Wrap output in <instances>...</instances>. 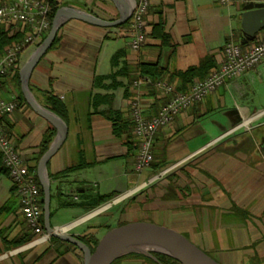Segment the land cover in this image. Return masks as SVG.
Instances as JSON below:
<instances>
[{
  "label": "crops",
  "instance_id": "1",
  "mask_svg": "<svg viewBox=\"0 0 264 264\" xmlns=\"http://www.w3.org/2000/svg\"><path fill=\"white\" fill-rule=\"evenodd\" d=\"M58 2L108 21L120 16L110 0ZM145 21L146 41L134 51L130 26L68 20L57 46L33 70L34 99L68 126L66 141L46 167L50 224L58 234L100 240L128 221L150 222L178 231L221 264H264V61L160 128L153 165L141 173L135 170L140 140L132 114L135 100L150 119L174 96L155 82L136 87L144 77L140 64L165 70L155 81L190 90L221 67L227 42L248 50L264 39V0L229 6L220 0H151ZM0 27L24 32L21 23ZM31 45L20 54L19 72L35 51L23 61ZM195 67L199 71L185 83L180 73ZM16 70L0 79V99L17 102L1 124L42 188L39 161L57 131L28 104ZM41 202L45 230L44 193ZM45 233L46 240L35 242L20 194L1 173L0 264H84L77 246ZM114 264L158 263L125 256Z\"/></svg>",
  "mask_w": 264,
  "mask_h": 264
},
{
  "label": "built area",
  "instance_id": "2",
  "mask_svg": "<svg viewBox=\"0 0 264 264\" xmlns=\"http://www.w3.org/2000/svg\"><path fill=\"white\" fill-rule=\"evenodd\" d=\"M238 1L247 3L250 0H220V3L229 6ZM150 3L151 0H135L130 26L133 32L131 48L134 51H139L146 41L145 18ZM52 12L53 8L49 0H12L0 4V25L21 23L24 27L23 31L28 30L21 43L14 44L3 55H0V77L8 76L14 69L16 70L21 52L28 45L41 39L51 29ZM224 53L225 60L221 67L212 71L206 78L196 81L188 91L177 92L168 82L156 81L155 85L158 88L166 93H174V96L161 107L154 117L147 119L139 100L133 101L134 131L140 140V150L135 165L137 173L152 167L153 143L160 128L170 125L179 113L202 102L210 93L249 72L264 61V39L248 50H243L236 42L229 41L225 45ZM148 82L153 81L148 77H142L136 80L134 85L140 87ZM16 108L15 99H0V158L20 194L21 209L26 222L37 237L35 242H40L46 240L49 235L44 230L41 186L37 172L15 148L1 124L2 118L12 114ZM169 170H164L161 175L163 176ZM161 175L155 177L152 182Z\"/></svg>",
  "mask_w": 264,
  "mask_h": 264
},
{
  "label": "water",
  "instance_id": "3",
  "mask_svg": "<svg viewBox=\"0 0 264 264\" xmlns=\"http://www.w3.org/2000/svg\"><path fill=\"white\" fill-rule=\"evenodd\" d=\"M119 11L117 20L108 21L92 13L69 6L61 7L52 22L51 29L44 41L35 49L31 57L20 69L19 76L22 93L28 104L40 116L45 118L57 131V136L39 161L38 175L44 191L45 230L52 236L68 241L77 246L84 254V264H114L130 254H143L158 264L159 259L153 253L170 256L181 264H221L178 231L150 222H132L110 229L100 240L95 249L77 237L55 233L50 224L51 190L46 176L48 161L57 153L67 139L68 126L65 121L52 111L42 107L34 99L30 88L33 70L52 47L60 27L68 20L75 19L89 24L114 28L125 24L133 15L134 3L131 0H110Z\"/></svg>",
  "mask_w": 264,
  "mask_h": 264
},
{
  "label": "trees",
  "instance_id": "4",
  "mask_svg": "<svg viewBox=\"0 0 264 264\" xmlns=\"http://www.w3.org/2000/svg\"><path fill=\"white\" fill-rule=\"evenodd\" d=\"M7 1H9V0H0V4L7 2ZM49 2L53 8V12L51 15V25H52L53 19L56 15L57 11L65 5H63L62 3H59L58 0H49ZM127 26H131V19L129 21H127L125 24L118 26V27H127ZM27 31L28 30L26 29V31H24V32H17V33L11 34L9 29L4 30L2 27H0V55H3L6 52L8 47L14 45L17 42L23 41ZM45 38H42L37 46H39L44 41ZM58 42H59V36L57 35V37H56V39H55V41H54V43L50 49L55 48L57 46ZM19 57H20V55H19ZM18 63H19V60H18L17 64ZM138 69L144 77L150 78L153 82H156L155 81L156 79H162V77L165 74V70L163 68L159 67V65H157V64L142 63L139 65ZM198 71H199V68H196V67L190 68L186 72L180 73V76L183 77V79L185 80V83H189L195 77V75L197 74ZM16 74H17V77L19 79V85H21L20 76H19V69L16 70ZM1 78H3V77H0V79ZM55 104L57 105L56 101H55ZM59 111L62 112V107H60ZM119 128L120 127H118V125H116L115 131L116 130L119 131ZM52 137H53V135H51V134L47 135V141H46L47 146H49V144L51 143ZM139 143H140V141H139ZM69 170H72V169H69ZM1 173L9 174L7 169L3 165L1 158H0V174ZM43 193H44V191L41 188V195ZM81 240L84 243H86L91 248L92 251H95V249L99 243V239H96L93 237L92 238L91 237L81 238ZM153 254L159 259L161 264H181L179 261H177L176 259H174L170 256L160 254V253H153Z\"/></svg>",
  "mask_w": 264,
  "mask_h": 264
},
{
  "label": "rangeland",
  "instance_id": "5",
  "mask_svg": "<svg viewBox=\"0 0 264 264\" xmlns=\"http://www.w3.org/2000/svg\"><path fill=\"white\" fill-rule=\"evenodd\" d=\"M112 29V28H111ZM48 33L49 32H47V33H45L44 35H43V37L42 38H45L47 35H48ZM41 38V39H42ZM22 41H20V42H17V43H21ZM17 43H15V44H17ZM36 44L37 43H34V44H32L29 48H27L26 50V53L24 54V56H23V61L25 60V58H26V56H27V54L31 51V50H34L35 49V47H36ZM13 46V45H12ZM12 46H10V47H12ZM9 48V47H8ZM7 48V49H8ZM132 222H137V221H132ZM131 221H128V223H132ZM211 255L210 256H216L214 253H210ZM126 256H129V257H134V256H136V259L137 260H141V259H149V257H147V256H144L143 254H130V255H126ZM125 257V256H124ZM142 257V258H141ZM118 261V260H117ZM116 261V262H117ZM119 261H120V259H119Z\"/></svg>",
  "mask_w": 264,
  "mask_h": 264
}]
</instances>
